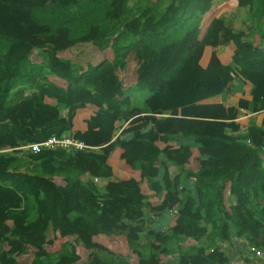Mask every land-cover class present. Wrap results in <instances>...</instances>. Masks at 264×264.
Returning a JSON list of instances; mask_svg holds the SVG:
<instances>
[{
  "label": "trees",
  "instance_id": "1",
  "mask_svg": "<svg viewBox=\"0 0 264 264\" xmlns=\"http://www.w3.org/2000/svg\"><path fill=\"white\" fill-rule=\"evenodd\" d=\"M219 1L0 0V264H207L231 226L257 242L264 130L235 133L237 107L264 108V0H233L247 31ZM232 63L261 69L235 105L207 102ZM66 135L88 148H27ZM172 210L169 234L146 230Z\"/></svg>",
  "mask_w": 264,
  "mask_h": 264
},
{
  "label": "crops",
  "instance_id": "2",
  "mask_svg": "<svg viewBox=\"0 0 264 264\" xmlns=\"http://www.w3.org/2000/svg\"><path fill=\"white\" fill-rule=\"evenodd\" d=\"M220 10H222L220 8ZM218 15L222 16L224 14V19L226 22V25L234 30L238 29H245L246 31L252 26L253 17L251 15V12L249 11V6L240 7L238 4H236V12H230L226 10H222ZM226 12H228L226 14ZM262 47L264 49V42L262 44ZM219 52L222 49H218ZM225 66H231L232 74L234 75L233 80L231 81L228 89H226L225 92L222 94L216 95L210 99L207 100V102H214V103H220V102H226L231 103L235 105V98L239 97L242 92L245 90V84H246V78H249V76L254 72L255 70H260L261 68L257 66V68L253 69V66H243L241 64H235L232 63L230 65ZM15 98L17 96L19 97V94L15 93ZM248 119V123L242 126L241 130L235 135H244L247 136L251 131L254 133H259V129L262 128L264 130V126H261L264 121V108L261 110L254 109V103L252 102L249 107L243 108V107H237V120L238 119ZM249 139V138H248ZM246 138V140L248 141ZM261 156L263 158L264 163V147L261 151ZM194 167V166H193ZM198 167L195 166V169ZM169 171L171 177H174L181 173V168L176 166L175 164L170 163L169 164ZM119 180L117 177L111 178V181H117ZM107 180H102L101 184H106ZM253 207L257 211L261 207L255 206L253 203ZM170 211V210H169ZM173 212H164L160 215H151L149 217V223L146 224L148 229H156L157 231L161 230L166 232V234L170 233L171 227L175 224L176 219V213L175 210H172ZM212 227L209 226V231H211ZM145 230V231H146ZM144 231V232H145ZM147 235V232H145L142 237L143 241L145 242V236ZM147 238V237H146ZM255 242V241H254ZM252 242L247 237H243L237 233V229L234 226L230 227V233L229 237L222 239L217 238L215 240V243H212L211 239L209 237L205 238L204 245L206 246L207 253H214L216 252L217 248V255L215 254L213 257L207 259V264H264V224L261 229V233L257 238V242ZM197 242H190L186 241L185 245H193ZM261 250V254H257L255 251ZM83 252V250H82ZM180 257V252L176 251L170 256H168V259L166 260L165 264H173L177 262L178 258ZM116 263H122L125 264L128 261V258L125 257H119L115 258ZM222 259V260H221ZM224 260V262H223Z\"/></svg>",
  "mask_w": 264,
  "mask_h": 264
},
{
  "label": "built area",
  "instance_id": "3",
  "mask_svg": "<svg viewBox=\"0 0 264 264\" xmlns=\"http://www.w3.org/2000/svg\"><path fill=\"white\" fill-rule=\"evenodd\" d=\"M41 147L44 148H53V147H64V148H72V147H76L77 149H84V148H88V145L85 144L83 141H79L77 139H75L73 136H63V137H50L45 141L42 142H38V143H34L31 145H28L27 148H32L34 151L39 150ZM255 249L257 254H261V250H257Z\"/></svg>",
  "mask_w": 264,
  "mask_h": 264
},
{
  "label": "rangeland",
  "instance_id": "4",
  "mask_svg": "<svg viewBox=\"0 0 264 264\" xmlns=\"http://www.w3.org/2000/svg\"><path fill=\"white\" fill-rule=\"evenodd\" d=\"M220 6L222 10L230 11V12H236V5H233L232 2L233 0H220ZM220 10V12L222 11ZM228 12H226L227 14ZM224 16V14L222 15ZM140 98V97H139ZM81 250V249H80ZM83 252L81 251V260L79 264H89V251L82 249Z\"/></svg>",
  "mask_w": 264,
  "mask_h": 264
}]
</instances>
